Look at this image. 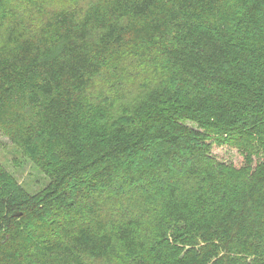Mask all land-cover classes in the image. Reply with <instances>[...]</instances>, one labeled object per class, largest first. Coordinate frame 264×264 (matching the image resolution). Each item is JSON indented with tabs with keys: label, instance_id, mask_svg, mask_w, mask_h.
<instances>
[{
	"label": "trees",
	"instance_id": "16d2710c",
	"mask_svg": "<svg viewBox=\"0 0 264 264\" xmlns=\"http://www.w3.org/2000/svg\"><path fill=\"white\" fill-rule=\"evenodd\" d=\"M35 1L0 0V133L47 183L0 165V264H264V0Z\"/></svg>",
	"mask_w": 264,
	"mask_h": 264
},
{
	"label": "rangeland",
	"instance_id": "374dc122",
	"mask_svg": "<svg viewBox=\"0 0 264 264\" xmlns=\"http://www.w3.org/2000/svg\"><path fill=\"white\" fill-rule=\"evenodd\" d=\"M31 1L35 5H37L35 0ZM95 1L96 0H80L79 5L82 8H86L89 3ZM33 12L34 11L32 9L28 8L25 12V16H28ZM128 68L131 69L130 66ZM137 73L134 71L132 74L124 76V83L121 88L127 90V92L125 93V98L123 99L125 103L131 102V100L137 97L140 90L143 88V82L145 79L138 76ZM215 154L223 155L224 157L229 158L232 162L235 163L241 160L240 157L235 155L234 152L216 150ZM0 165L3 167V169L12 174L14 179L31 194L38 192L47 183L46 178L33 166V164L28 159L20 155L16 148L13 147L10 142L4 136H2L1 133Z\"/></svg>",
	"mask_w": 264,
	"mask_h": 264
}]
</instances>
